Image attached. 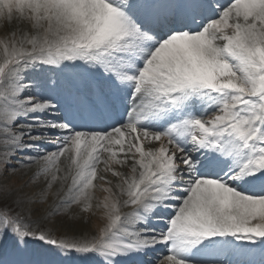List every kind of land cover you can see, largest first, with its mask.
Here are the masks:
<instances>
[{"label": "snow or ice", "instance_id": "1", "mask_svg": "<svg viewBox=\"0 0 264 264\" xmlns=\"http://www.w3.org/2000/svg\"><path fill=\"white\" fill-rule=\"evenodd\" d=\"M0 20L30 29L0 39V264H50L31 242L60 264H264V0H0ZM57 182L53 217L106 193L95 232L32 227Z\"/></svg>", "mask_w": 264, "mask_h": 264}, {"label": "bare ground", "instance_id": "2", "mask_svg": "<svg viewBox=\"0 0 264 264\" xmlns=\"http://www.w3.org/2000/svg\"><path fill=\"white\" fill-rule=\"evenodd\" d=\"M20 25V24H19ZM10 26L11 27H13V29H16V26H14L13 24H10ZM18 26V25H17ZM10 27V28H11ZM20 27V28H19ZM19 27H17V28H19V29H16V31H17V33L19 34V32L21 31V30H29L30 31V29H28V26L27 25H25V24H22L21 26H19ZM5 30H6V27L4 26L2 29H0V33L2 32V31H4L5 32ZM10 33H3V37L2 38H0V39H3V38H5L7 35H9ZM35 78V77H34ZM47 147H48V145H47ZM101 167H103V165H101ZM36 171V166L34 165L32 168H30V169H23L22 168V170L20 171V172H17V173H15L14 175H15V177H20V178H22L24 175H32V173L33 172H35ZM43 186V178H42V180H41V182H40V184L37 186V187H34V188H29V189H26V191H28V192H34V191H38V189H39V187H42ZM59 187H60V183L59 182H57L56 184H54L53 185V187H52V189H51V192L49 193V195H48V200H47V204H44L43 206H41L43 209H45V210H48V211H43L41 214L42 215H46L47 217L49 216V212H52V208H53V205L54 204H57L58 202H59V197H57L56 195H55V193L57 192V190L59 189ZM97 192V193H96ZM95 192V197H96V199L98 200V201H101V200H103V197L106 195V193H104V192H102L101 190H97ZM62 195V194H61ZM94 200L95 202H97V200ZM94 201H93V203H94ZM95 207V206H94ZM36 208L37 209H39L40 208V204L39 205H37L36 206ZM73 208L75 209V212H74V214H73V217H74V223L75 224H77L78 225V229L76 230L77 232H80V231H88L89 233H92V232H95V230L97 229V228H99L102 224H103V213H102V210H100V211H97V210H95L94 208H93V213H83V216L86 218V219H94V221L93 220H91V221H93L94 223H93V227H91V226H89V227H84L83 225H80L79 224V222H80V220L82 219V216H81V212L79 213L78 212V210L80 209L78 206H73ZM72 208V209H73ZM130 209H124L123 211H129ZM65 218V216L64 215H62V217H59L58 219H60V220H63L64 221V218ZM83 217V218H84ZM90 225V224H89ZM96 229H95V228ZM9 245V244H8ZM254 247V246H253ZM158 248L159 249H163L164 248V246H158ZM37 249H39L38 251H39V253H37V256H35V255H32L31 256V258L32 259H35V260H38V261H42V262H50V264H60V259H58L57 260V262L55 261V259L50 255V254H45L44 252H43V249L42 248H37ZM152 253V252H151ZM150 253V257H148V258H142V260H143V264H148L147 262H146V260L147 259H151L152 261H156V258L158 257V256H160V255H162V251H155V253H153V254H151ZM160 253V254H159ZM0 254H4V249H3V244L2 245H0ZM159 254V255H158Z\"/></svg>", "mask_w": 264, "mask_h": 264}, {"label": "rangeland", "instance_id": "3", "mask_svg": "<svg viewBox=\"0 0 264 264\" xmlns=\"http://www.w3.org/2000/svg\"><path fill=\"white\" fill-rule=\"evenodd\" d=\"M10 24H13L14 26H16V29H19L22 25V23H18L16 21H12V22H7V21H4V20H0V29H2L4 26L6 27V30L5 32L2 31L0 33V38L3 37V33H11L13 30L16 31V29H13V27L10 26ZM20 24V25H19ZM18 25V26H17ZM11 27V28H10ZM19 27V28H17ZM32 76V78L35 77V74L32 73L30 74ZM49 148L52 147L51 144L48 145ZM29 176L31 175H24L22 178H20L19 176L18 177H15V175L13 176L12 178V183L15 187H19L20 186V183L23 181V180H27L29 178ZM97 193V192H96ZM48 200V198H47ZM47 200L44 201L42 204H40V208L38 209V215L37 216H34L32 219H33V223H32V227L35 229V228H41L43 229L46 233H51L52 235L54 236H60V237H64L65 233L69 234V236L72 234L73 231H76L78 229V225L74 223V217H73V214L75 212V209H70L68 213L66 214H63L65 216L64 218V221L63 220H60L58 219L59 217H53L51 215V212H49V216L47 217L45 214L42 215L41 213L43 211H48V210H45L43 209L41 206H43L44 204H47ZM97 200V199H96ZM98 201V200H97ZM97 202L94 201L93 205L95 206ZM95 209V207H94ZM96 210V209H95ZM78 212L80 213L81 210L79 209ZM81 216H82V219L80 220L79 224L80 225H83L84 227H93V223L95 222L94 219H86L83 214L81 213ZM84 217V218H83ZM93 220V221H91ZM90 224V225H89ZM95 224V223H94ZM93 225V226H92ZM56 227L57 230L53 231V227ZM95 228V227H94ZM96 229V228H95ZM77 232V231H76ZM4 243V244H3ZM11 243L12 241L10 240L9 237H5L3 242L0 243V245L3 244V249H7L11 246ZM9 244V245H8ZM37 248H41L39 247L38 245L35 244V242H31L29 244V252L32 255H35L37 256V253H39V249ZM5 252V251H4ZM3 255L4 254H1L0 258H3ZM52 256V255H51ZM55 261L57 262L58 259H60L59 257H55V256H52Z\"/></svg>", "mask_w": 264, "mask_h": 264}]
</instances>
